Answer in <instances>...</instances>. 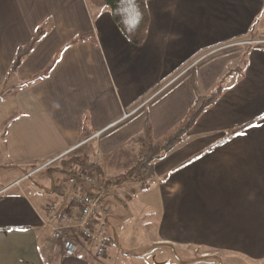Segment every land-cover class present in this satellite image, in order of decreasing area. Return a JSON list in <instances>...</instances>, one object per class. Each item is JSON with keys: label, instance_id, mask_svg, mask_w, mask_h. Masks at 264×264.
<instances>
[{"label": "crops", "instance_id": "1", "mask_svg": "<svg viewBox=\"0 0 264 264\" xmlns=\"http://www.w3.org/2000/svg\"><path fill=\"white\" fill-rule=\"evenodd\" d=\"M147 5L149 32L137 46L109 10L87 0H0V91L16 93L15 102L0 108V172L23 173L93 141L108 158L90 159L109 181V168L120 170L139 156L147 122L158 140L184 120L198 96L222 85L220 99L182 144L154 163L147 189L133 182L106 186L96 231L111 239L104 263L116 259L112 249L125 254L117 223L128 222L132 212L144 220L149 211L158 233L153 249L174 256L198 251L222 264H264V0ZM42 25L45 36L9 77L17 49ZM246 37L249 45L240 46ZM61 50L50 74L27 84ZM85 116L92 134L82 142ZM121 146L122 154L110 160ZM29 182L12 188L10 180L0 189V264H100L95 244L82 239L76 256L51 252L54 219L46 208L69 204L71 194L58 196L62 189L48 176ZM187 258L192 264L194 257Z\"/></svg>", "mask_w": 264, "mask_h": 264}, {"label": "trees", "instance_id": "2", "mask_svg": "<svg viewBox=\"0 0 264 264\" xmlns=\"http://www.w3.org/2000/svg\"><path fill=\"white\" fill-rule=\"evenodd\" d=\"M92 6L97 9H107L111 13V16L122 32V34L131 43L137 46H141L145 43L150 24V13L147 5V0H87ZM46 34V25L38 27L29 43L20 46L16 53L9 71V77L15 74L21 67L24 59L28 57L35 48L39 45L41 40ZM89 40L95 42L94 38ZM79 40H74L67 44L66 47L76 44ZM63 50L58 51L50 64L40 73L32 76L27 84L39 81L46 78L55 65L58 63ZM224 91V87L219 85L214 91L206 95H200L196 98L194 104L189 108L184 120L177 125L175 128L169 130L158 140L153 137V129L149 122L144 126L143 131V148L141 149L140 155L135 163V165L125 174L121 175L114 181H105V187L110 184V186H122L129 182L137 183L142 189H147L149 187V182L155 178L154 163L164 157L169 152L176 149L182 144L186 135L192 130L196 122L203 115V113L212 107L221 97ZM127 123V122H126ZM121 124L111 131L106 132L111 133L116 129L122 127ZM89 117L85 116L81 123V138L82 142L89 139L92 132L88 130ZM243 128L231 129L227 132L226 139L236 134ZM81 167L84 170L91 171L102 178V168L97 162H92L88 156H72L68 160L62 161L60 164V169L58 168H47L43 173L52 179L53 186L56 189H62L58 196L63 198H68L72 191L75 189L70 183L69 178L72 176L71 169L73 167ZM31 169H36L33 166ZM24 174L28 173L27 169L22 170ZM55 173H61L63 178L54 180L53 175ZM78 185H82L85 189H88L79 179L77 180ZM54 192V190H51Z\"/></svg>", "mask_w": 264, "mask_h": 264}, {"label": "rangeland", "instance_id": "3", "mask_svg": "<svg viewBox=\"0 0 264 264\" xmlns=\"http://www.w3.org/2000/svg\"><path fill=\"white\" fill-rule=\"evenodd\" d=\"M250 38L246 37L245 39L240 40L239 44L242 47H246L249 45ZM16 93L15 90H11L10 88H5L3 91H0V108H5L7 106H10L12 102H15ZM117 138L114 139L115 142H117ZM113 141V142H114ZM99 140H97L95 143H98ZM116 148V147H115ZM125 147H117V150L115 153L112 154L110 157V160H115L118 158ZM95 151H97V155L95 154ZM141 152V151H140ZM140 155V153H139ZM72 156H88L91 159H101L102 161H105V158H108L107 156H101L100 153L97 150V146L93 144V141L89 143H80L75 148H73L71 151L66 153L65 155L61 156L60 158L49 160L45 164L37 165L38 167L36 169H28L27 174H23L22 172L15 173L14 171H2L0 172V189L3 188V186L10 180H14L15 183H13L12 188H16L17 182H23V181H30L29 184L32 183L33 180L35 181H44L47 180L46 173L45 176H42V170H45L47 168H58L60 169V164L62 161L68 160ZM137 157V156H136ZM139 157V156H138ZM137 157V159H138ZM131 161L127 162L125 166H122L120 170L118 169H111L110 170V179L114 181L121 175L128 172L136 163L137 159L135 157H130ZM136 159V160H135ZM11 169V168H9ZM55 176H57L58 179L63 178V175L61 173H55ZM96 176H98L96 174ZM99 177V176H98ZM107 193V189H106ZM133 193V191H132ZM129 194V193H128ZM72 195V194H71ZM72 198H69V203H71ZM68 203V202H67ZM132 218L126 222H118L120 224L118 228V223L116 225V231L119 235V245L121 249L124 250L125 254H123L118 249H112L113 252L109 251V256H116V259H112L107 264H114V260H116L115 264H180L183 260L185 262H182L183 264H186V257L187 259H191L192 264H222L220 260H216L213 258H204L206 255L203 253H198V251H195L194 255H184L180 250H178L177 255L174 256L169 252V250L166 249H160L161 247L155 246L153 249V244L151 243L152 239H155L158 235L157 230L154 227V224L151 223L150 219L154 216L153 213L150 214V212H147V218L144 220H141L138 216H134L133 212L131 213ZM151 223V225H150ZM105 229V228H104ZM114 229V228H113ZM51 231V230H50ZM110 233L112 234V230L110 229ZM114 231V230H113ZM117 247V245H116ZM90 251L93 252L92 249ZM52 252V251H51ZM87 252V251H86ZM53 253V252H52ZM87 255H89L91 258H93L88 252ZM94 261H97L101 264V262L104 263L106 260V256L101 258H93ZM237 263H241L239 260H236ZM227 264V263H226Z\"/></svg>", "mask_w": 264, "mask_h": 264}, {"label": "built area", "instance_id": "4", "mask_svg": "<svg viewBox=\"0 0 264 264\" xmlns=\"http://www.w3.org/2000/svg\"><path fill=\"white\" fill-rule=\"evenodd\" d=\"M71 172L69 183L75 187L71 193V203L63 207L53 203L46 208V214L54 219L48 247L54 253L73 257L77 255L82 239L95 244L96 258L104 257L111 239L105 233L97 235L96 226L101 218V203L107 195L105 179L79 166L73 167ZM78 179L88 189L78 185Z\"/></svg>", "mask_w": 264, "mask_h": 264}, {"label": "snow or ice", "instance_id": "5", "mask_svg": "<svg viewBox=\"0 0 264 264\" xmlns=\"http://www.w3.org/2000/svg\"><path fill=\"white\" fill-rule=\"evenodd\" d=\"M130 2H131V0H130Z\"/></svg>", "mask_w": 264, "mask_h": 264}]
</instances>
